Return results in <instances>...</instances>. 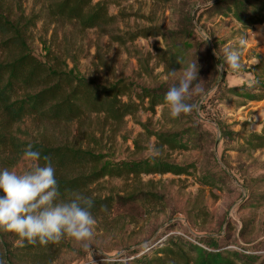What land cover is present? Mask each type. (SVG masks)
<instances>
[{
    "label": "rangeland",
    "instance_id": "obj_1",
    "mask_svg": "<svg viewBox=\"0 0 264 264\" xmlns=\"http://www.w3.org/2000/svg\"><path fill=\"white\" fill-rule=\"evenodd\" d=\"M5 4L12 16L21 10L38 14V21L29 31L30 46L36 54L56 58L61 67L77 75L103 84L128 78L146 86L173 83L182 76L183 71L172 76L164 72V65L156 55V47H164L161 36L140 37L121 46L96 29L84 30L75 22L53 20L43 0H5ZM205 5L196 0L168 4L157 0H111L110 13L118 16L115 29L120 33L151 25L163 30L175 29L181 25V10L191 13L194 25L190 42L204 39L211 44L220 41L223 42L219 47L221 52L225 48L239 52L242 67L233 71L226 66L229 72L226 84L251 85L255 81L257 57L261 56L264 60V52L248 43L247 34L251 29L244 30L235 20L226 17L207 19V15L200 12ZM182 25L190 27L189 24ZM139 56L145 58L152 74L145 73ZM208 64L210 70L212 62ZM213 79L212 70L205 73L201 84L186 95L185 102L193 105L194 97L210 87L195 105L199 117L194 116L192 109L189 113L181 114L180 122L175 124L170 120L168 106H159L154 114L139 111L127 116L122 125L109 123L102 116L93 114L81 123L41 124L28 118L14 126L20 138L80 144L103 155L104 161L140 159L159 154L180 164L194 163L197 166V170L192 169L190 175L151 174L143 175L140 179L106 176L93 183L89 189L93 197L122 195L135 188L157 192L163 199L140 200L128 208L114 207L111 212L95 219L93 235L87 241L78 242L63 237L52 242L48 248V252L56 257L52 264H90L89 256L94 258L96 264L101 253L115 256L125 253L128 248L140 246L144 249L149 246L150 238L152 240L156 234L174 225H177L174 229L176 233L230 232L233 242H252L264 249V201L256 208L250 205L255 201L248 200L249 190L264 194V182L252 181L264 178V150L238 153L234 149L242 143V135L251 131L261 132L264 103L252 101L251 105L248 102L245 106L237 107L238 102H231L227 97L215 100L211 111L234 132L233 138L222 140L217 123L208 119L201 109V103L208 101L217 89ZM194 122H201L199 130L203 140L201 148L188 151H175L167 147L160 150L156 137L150 136L142 125L146 123L151 130L161 131L184 129ZM29 166L30 162L21 158L9 170L22 173ZM208 173L213 176L226 173L228 178L212 187L203 186L200 176ZM251 217L253 225L248 227L244 237H239L243 220ZM85 243L87 248L83 246ZM0 262L5 264L1 258Z\"/></svg>",
    "mask_w": 264,
    "mask_h": 264
},
{
    "label": "trees",
    "instance_id": "obj_2",
    "mask_svg": "<svg viewBox=\"0 0 264 264\" xmlns=\"http://www.w3.org/2000/svg\"><path fill=\"white\" fill-rule=\"evenodd\" d=\"M162 3H179L189 0H157ZM206 5L200 12L207 19L221 16L235 20L244 29H253L264 23V0H196ZM48 15L56 21L75 22L82 29H96L107 35L111 41L121 46L134 42L140 37L161 36L164 47H156L159 62L164 65L168 76L184 70L188 63L195 64L197 77L192 82L189 92L196 89L209 71L214 72L213 83L217 89L213 96L201 103V109L208 119L217 123L221 130V139L233 138L234 132L211 111L214 101L227 97L237 101V107L251 101L264 99V60L258 56L255 66V81L251 85L230 86L226 84L229 74L225 66L223 71L217 65L223 63L225 51L219 50L223 42H208L202 39L190 42L193 34V16L181 10V24L178 28L163 30L151 25L116 32L117 15L110 13L111 0H43ZM201 14V15H202ZM200 17V16H199ZM39 19L36 13L21 10L14 16L6 9L5 0H0V170L11 169L22 158L28 144L41 153L40 164L48 157L55 169L60 199L71 198L74 194H83L93 200L90 210L95 219L111 212L114 207L128 208L138 201L161 200L157 192L133 189L126 194L107 197H93L90 186L99 179L109 176L116 178L140 179L143 175H190L197 170L194 163L180 164L162 155H151L140 159L104 161V156L85 149L76 143H51L44 139L20 138L14 126L31 118L41 124L81 123L87 116H102L104 121L122 125L129 115L139 111L157 113L159 106H167L164 95L169 87L178 84L154 83L153 86L139 85L128 78L117 79L113 83H98L75 74L72 70L61 67L56 58H44L35 53L30 46L29 31ZM189 24L186 27L182 24ZM192 27V29H191ZM217 55V56H216ZM221 58V59H218ZM145 73L152 74L145 58L139 56ZM209 62H212L209 68ZM208 67V68H207ZM212 83V85H213ZM211 85V86H212ZM210 90L194 97L193 113L198 118L197 104L200 97ZM205 92V93H204ZM208 105H211L208 108ZM181 116L170 117L173 124L180 122ZM198 121H201L198 119ZM150 136H155L157 146L171 150L188 151L201 148L203 135L200 123L194 122L189 127L177 130H151L142 124ZM242 143L235 151L255 152L264 150V126L261 132L251 131L242 135ZM223 172H225L223 170ZM228 178L226 173L220 176L204 174L200 176L203 186L212 187L217 182ZM253 182H264V178ZM247 200V199H246ZM248 200H254L252 207L258 208L264 201V194L249 190ZM253 217L243 220L239 237L245 236L248 227L253 224ZM177 225L150 238V244L142 249L128 248L125 253L112 256L101 253L96 264H264V249L249 243L233 242L230 232L202 233L174 232ZM230 230V227H229ZM19 241V244L15 243ZM52 242L41 245L39 241L29 244L16 234L0 229V258L5 264H52L56 260L48 252ZM89 256L90 264L94 258Z\"/></svg>",
    "mask_w": 264,
    "mask_h": 264
},
{
    "label": "clouds",
    "instance_id": "obj_3",
    "mask_svg": "<svg viewBox=\"0 0 264 264\" xmlns=\"http://www.w3.org/2000/svg\"><path fill=\"white\" fill-rule=\"evenodd\" d=\"M222 60L223 63L216 66L219 71L225 66L233 71L242 67L237 51L226 50ZM196 77L195 64L188 63L178 84L166 91L164 102L172 118L193 109L194 105L186 103L185 99ZM22 158L30 162L27 171L0 170V229L16 234L29 244L39 241L44 245L63 237L78 242L89 240L96 223L90 211L92 198L74 194L61 200L55 169L49 158L44 157L45 163L40 164L41 153L34 150L32 144L25 147ZM83 246L88 247L86 243Z\"/></svg>",
    "mask_w": 264,
    "mask_h": 264
},
{
    "label": "crops",
    "instance_id": "obj_4",
    "mask_svg": "<svg viewBox=\"0 0 264 264\" xmlns=\"http://www.w3.org/2000/svg\"><path fill=\"white\" fill-rule=\"evenodd\" d=\"M247 34L249 45L258 46L261 51L264 52V23L261 25L255 26L253 29L248 31ZM258 102V101H257ZM260 103H264V99L259 101ZM253 102L249 103L251 105Z\"/></svg>",
    "mask_w": 264,
    "mask_h": 264
}]
</instances>
